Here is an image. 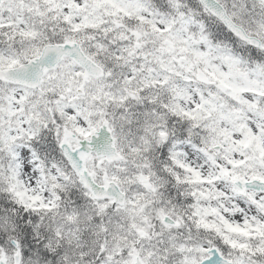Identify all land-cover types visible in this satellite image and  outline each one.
Returning a JSON list of instances; mask_svg holds the SVG:
<instances>
[{
	"label": "snow or ice",
	"instance_id": "snow-or-ice-1",
	"mask_svg": "<svg viewBox=\"0 0 264 264\" xmlns=\"http://www.w3.org/2000/svg\"><path fill=\"white\" fill-rule=\"evenodd\" d=\"M0 264H264V0H0Z\"/></svg>",
	"mask_w": 264,
	"mask_h": 264
}]
</instances>
